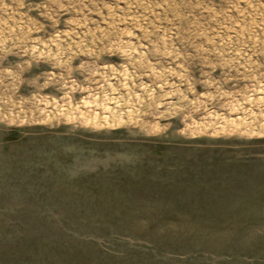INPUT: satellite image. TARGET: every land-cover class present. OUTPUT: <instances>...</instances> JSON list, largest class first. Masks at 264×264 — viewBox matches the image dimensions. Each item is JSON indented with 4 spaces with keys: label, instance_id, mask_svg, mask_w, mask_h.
I'll list each match as a JSON object with an SVG mask.
<instances>
[{
    "label": "rangeland",
    "instance_id": "374dc122",
    "mask_svg": "<svg viewBox=\"0 0 264 264\" xmlns=\"http://www.w3.org/2000/svg\"><path fill=\"white\" fill-rule=\"evenodd\" d=\"M0 264H264V0H0Z\"/></svg>",
    "mask_w": 264,
    "mask_h": 264
}]
</instances>
